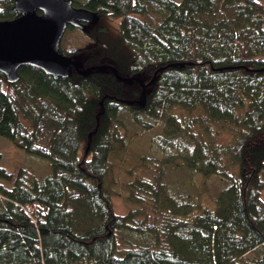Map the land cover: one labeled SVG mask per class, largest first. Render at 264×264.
<instances>
[{
	"label": "trees",
	"instance_id": "16d2710c",
	"mask_svg": "<svg viewBox=\"0 0 264 264\" xmlns=\"http://www.w3.org/2000/svg\"><path fill=\"white\" fill-rule=\"evenodd\" d=\"M72 1L119 20L117 40L102 38L98 53L62 38L64 55L144 85L162 70L144 88L107 67L57 80L22 67L16 83L0 73V137L49 164L40 179L0 166V264H264V0ZM13 3L0 20L17 16ZM122 109L143 130L164 120L185 153L141 156L116 179L110 156L129 146ZM179 158L230 184L210 206L180 202L163 171ZM116 185L126 214L114 212ZM123 234L137 241L120 246Z\"/></svg>",
	"mask_w": 264,
	"mask_h": 264
},
{
	"label": "rangeland",
	"instance_id": "374dc122",
	"mask_svg": "<svg viewBox=\"0 0 264 264\" xmlns=\"http://www.w3.org/2000/svg\"><path fill=\"white\" fill-rule=\"evenodd\" d=\"M13 0H0V7H7L8 3H12ZM175 2H181L182 0H173ZM13 5V4H12ZM119 20L101 19L92 26H98L97 31H94L91 38L85 30L81 33L79 29L73 30L67 29L63 36L62 46L64 48L83 49L92 43H95L94 50L98 53L104 52L101 44L102 38L106 43L117 40V29ZM100 28H105V31H100ZM90 33V32H89ZM100 41V42H99ZM104 46V48H105ZM107 52V51H106ZM73 59L82 61L81 54L75 55ZM127 109V108H126ZM126 109H122L118 113L117 120L121 125H124V129L121 131L127 133L128 145L126 150L120 155L110 156L113 164L115 165L114 175L116 179H126L123 170L124 167L134 166L137 164L138 158L141 156H147L148 158L162 159L165 161H171L173 154L179 155L185 153L188 145L185 143V138L182 135H167L170 127L164 120H154L153 118H146V120L152 124L151 128L143 130L141 127L132 122L131 116ZM185 115V112L179 117ZM129 136V137H128ZM180 163V158L175 162L169 163L164 167V182L166 183L169 194L177 197L180 202L187 199L192 202L194 197L198 196V203L202 206H210L211 200L216 195L226 188L230 182L225 181L217 176H212L208 180L204 181L197 173H193L183 166H174V164ZM229 162L227 163V165ZM0 166L6 168L12 173H17L20 168L27 170L36 178H42L49 173L48 161L38 156L27 154L17 148H15L6 138L0 137ZM232 169V166H229ZM231 176V172H228ZM204 183V185H203ZM10 187V185H6ZM121 189L119 185L114 187V196L112 198L113 209L116 214H126L129 206L125 204L122 198L117 197L116 194L120 193ZM264 201V193L262 194ZM151 214V212H150ZM149 222L151 220L149 219ZM125 241H119V245L122 246L125 242H136L137 235H126Z\"/></svg>",
	"mask_w": 264,
	"mask_h": 264
},
{
	"label": "water",
	"instance_id": "95a60500",
	"mask_svg": "<svg viewBox=\"0 0 264 264\" xmlns=\"http://www.w3.org/2000/svg\"><path fill=\"white\" fill-rule=\"evenodd\" d=\"M13 10L17 15L14 19L0 20V73L7 83L19 81L22 67L36 68L54 80L107 67L117 79L135 80L144 88L162 70L157 69L144 85L137 77L120 76L111 65L84 67L81 61L64 55L60 43L65 31L69 27L84 31L99 20L97 12L76 7L72 0H14Z\"/></svg>",
	"mask_w": 264,
	"mask_h": 264
},
{
	"label": "bare ground",
	"instance_id": "6f19581e",
	"mask_svg": "<svg viewBox=\"0 0 264 264\" xmlns=\"http://www.w3.org/2000/svg\"><path fill=\"white\" fill-rule=\"evenodd\" d=\"M62 41V40H61ZM60 46H61V43H60ZM189 65H192L193 63H188ZM182 65V64H181Z\"/></svg>",
	"mask_w": 264,
	"mask_h": 264
}]
</instances>
